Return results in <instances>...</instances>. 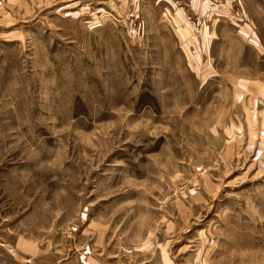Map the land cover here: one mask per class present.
I'll use <instances>...</instances> for the list:
<instances>
[{"label":"rangeland","instance_id":"obj_1","mask_svg":"<svg viewBox=\"0 0 264 264\" xmlns=\"http://www.w3.org/2000/svg\"><path fill=\"white\" fill-rule=\"evenodd\" d=\"M0 264H264V0H0Z\"/></svg>","mask_w":264,"mask_h":264},{"label":"crops","instance_id":"obj_2","mask_svg":"<svg viewBox=\"0 0 264 264\" xmlns=\"http://www.w3.org/2000/svg\"><path fill=\"white\" fill-rule=\"evenodd\" d=\"M189 3H190V8L193 11H202L206 5V0H189ZM251 41H252L251 45H252L256 55L260 54L259 53V49H260L259 47L262 44V40L257 36Z\"/></svg>","mask_w":264,"mask_h":264},{"label":"built area","instance_id":"obj_3","mask_svg":"<svg viewBox=\"0 0 264 264\" xmlns=\"http://www.w3.org/2000/svg\"><path fill=\"white\" fill-rule=\"evenodd\" d=\"M228 2H232L233 0H225ZM212 14V10H210L209 8L207 10H205L202 14L195 16V18L191 21L193 27L196 30H199L201 32V28L206 24V22L209 20V18L211 17Z\"/></svg>","mask_w":264,"mask_h":264}]
</instances>
